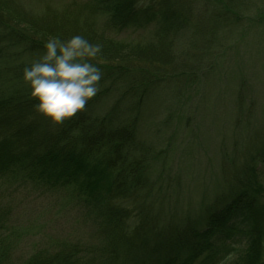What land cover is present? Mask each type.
Segmentation results:
<instances>
[{
	"label": "trees",
	"instance_id": "trees-1",
	"mask_svg": "<svg viewBox=\"0 0 264 264\" xmlns=\"http://www.w3.org/2000/svg\"><path fill=\"white\" fill-rule=\"evenodd\" d=\"M74 1L58 8L50 0L39 7L0 0V264H264V203L252 171L264 162V145L252 155L248 149L231 175L223 174L204 226L160 229L138 210L154 189L151 162L162 154L141 139L143 121L166 106L174 108L171 121L194 116L190 90L215 76L221 61L213 54L202 64L192 49L200 47L202 29L220 41V31L248 18L264 32V14L249 16L243 0ZM143 30L148 36L136 42L117 38ZM73 35L101 45L92 62L103 76L86 108L55 125L34 107L23 70L43 55L50 37ZM235 84L224 118L246 124L255 109L253 87L244 79ZM34 195L75 210L91 239L15 258L28 232L16 211Z\"/></svg>",
	"mask_w": 264,
	"mask_h": 264
},
{
	"label": "rangeland",
	"instance_id": "rangeland-1",
	"mask_svg": "<svg viewBox=\"0 0 264 264\" xmlns=\"http://www.w3.org/2000/svg\"><path fill=\"white\" fill-rule=\"evenodd\" d=\"M40 1L30 0V3L39 7ZM70 1L50 0V5L60 8ZM243 1L248 4L249 16L264 14V0ZM249 22L248 18L243 19L240 24L220 31V41H211L208 31L202 29L203 36L198 41L201 45L192 49L203 56L202 64L213 54L221 61L215 63V76L204 80L203 86L190 90L196 96L194 116L186 121L177 117L171 121L174 108L166 106L150 112L141 125L143 142L162 154L157 162H151L150 183L154 189L147 202L139 200L142 206L138 205V210L160 229L167 224L181 226L185 222L197 228L204 226L211 202L223 190V174L231 175L234 160L248 153V149L252 155L264 145V32L255 25L250 26ZM146 36L148 31L143 30L117 38L136 42ZM179 45L184 44L179 41ZM238 79H244L253 87L250 96L255 109L248 121L243 118L246 124L228 122L224 118V112L233 107ZM225 87V93L219 97L218 92ZM229 88L234 94L228 92ZM210 111L212 115L208 118ZM167 120L171 123L165 127ZM223 160L228 164L223 165ZM252 171L259 187L257 195L264 203V162L253 164ZM52 200L47 195L29 196L23 207L15 210L18 222L28 230L15 258H26L35 250L54 251L57 245H84L91 239L76 211Z\"/></svg>",
	"mask_w": 264,
	"mask_h": 264
},
{
	"label": "clouds",
	"instance_id": "clouds-1",
	"mask_svg": "<svg viewBox=\"0 0 264 264\" xmlns=\"http://www.w3.org/2000/svg\"><path fill=\"white\" fill-rule=\"evenodd\" d=\"M101 45L81 35L50 37L43 55L23 70L36 110L55 125L81 113L100 91L102 72L96 63Z\"/></svg>",
	"mask_w": 264,
	"mask_h": 264
}]
</instances>
